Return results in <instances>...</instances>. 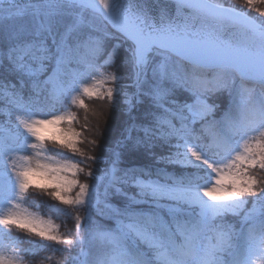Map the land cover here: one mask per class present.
I'll list each match as a JSON object with an SVG mask.
<instances>
[{"label":"snow or ice","instance_id":"snow-or-ice-1","mask_svg":"<svg viewBox=\"0 0 264 264\" xmlns=\"http://www.w3.org/2000/svg\"><path fill=\"white\" fill-rule=\"evenodd\" d=\"M46 62L54 67L41 79ZM0 88V264L45 251L20 247L14 231L51 242L56 264L264 256V0H175L174 13L165 0H0ZM85 97L113 109L122 100L127 116L102 176L80 146L87 117L80 124L71 110L87 111ZM49 146L81 159L47 155ZM140 150L164 167H120ZM129 181L136 196L122 187ZM33 189L67 206L50 208L65 231L25 207ZM149 202L170 220L137 207Z\"/></svg>","mask_w":264,"mask_h":264},{"label":"trees","instance_id":"trees-1","mask_svg":"<svg viewBox=\"0 0 264 264\" xmlns=\"http://www.w3.org/2000/svg\"><path fill=\"white\" fill-rule=\"evenodd\" d=\"M236 3H240V0H236ZM49 44H51V40H49ZM47 63V71L41 79L45 78L47 74L52 71L54 64ZM107 71H115L114 68L107 69ZM128 84V81L125 80V85ZM180 100L187 99L185 94H181L179 96ZM85 102L89 105V109L85 111L84 109L77 108L75 106L71 107L72 111L77 113L80 124L85 123V117H87L88 129L84 132V137L86 138L85 142L80 146L83 148L88 155L97 156L98 159L95 163L92 161H87V164L92 167L95 176H102L106 170V165L109 160V152L110 148L115 147V142L117 139L121 138V133L125 128V121L127 120V116L125 111L123 110V101L121 100V105L118 109H113L108 105L106 101L101 102L95 98L89 99L85 97ZM8 108V101L6 96L4 95V89L0 88V122H2L6 118V109ZM79 127V124L77 125ZM135 135V133H134ZM96 140L97 144L92 145L87 141ZM51 148V146H49ZM157 155L162 154L159 149L156 150ZM47 155H54L57 158H66L71 159L75 158L77 160L81 159L80 157H73L71 153L66 150L59 148H51V151L46 153ZM164 167L162 164H155L154 160L145 154L142 150L128 153L122 157V163L120 165L121 168H131V167ZM169 172H172L173 169L171 167L168 168ZM81 181L87 180L89 183H94L95 181L91 178H88L84 175H81ZM141 179H147V177H141ZM155 179V177H153ZM124 191H126L131 196L137 195V188L132 185V182L129 181L127 185H122ZM103 189H101L102 191ZM126 198L123 196H113L110 200V203L116 206H123ZM162 204H166L167 202L162 201ZM25 207H28L30 211L39 213L44 215L46 218L51 216L53 220L62 224L61 232L65 231L63 227V223L65 221V217L63 214L57 216V214L53 213L50 208L51 207H60L61 209L67 208V206L60 205L58 201L53 200L51 197L47 195L45 192H41L39 190L33 189L27 200V204ZM102 207V205H101ZM138 208H142L145 210H156L161 213L165 217V219L170 220V217L167 214L166 207L157 208L155 204L152 203H141L137 205ZM250 207V205H249ZM95 215V214H94ZM98 220H101L103 224L112 225L113 222L107 220L102 217H95ZM225 222L233 223V218L231 216L225 218ZM74 214L73 217L67 219V228L74 229ZM0 231H3L0 229ZM13 237L16 241L19 242L20 247L28 249V248H36L39 244L43 243L45 245V251L43 253H39L37 255L27 256L26 259L31 262V264H39L40 260L43 256L47 255L52 257V259L48 262V264H56V259L62 253L53 254V248L51 242L40 241L39 237L30 236L27 233L14 231ZM239 242V241H238ZM9 247H14L15 244L12 242V238H9L8 241ZM243 248V243H242ZM64 247V246H61ZM23 255V253H21ZM249 264L256 263L259 259L264 262V256H261L260 253L255 252L252 253L249 257Z\"/></svg>","mask_w":264,"mask_h":264},{"label":"water","instance_id":"water-1","mask_svg":"<svg viewBox=\"0 0 264 264\" xmlns=\"http://www.w3.org/2000/svg\"><path fill=\"white\" fill-rule=\"evenodd\" d=\"M26 2H27V0H21V4L26 3ZM165 2L168 3L171 11L174 13L175 12V0H165Z\"/></svg>","mask_w":264,"mask_h":264},{"label":"rangeland","instance_id":"rangeland-1","mask_svg":"<svg viewBox=\"0 0 264 264\" xmlns=\"http://www.w3.org/2000/svg\"><path fill=\"white\" fill-rule=\"evenodd\" d=\"M87 82L91 83V80H88ZM49 133L46 131L45 132V135L47 136ZM110 167V161L108 162V164L106 165V169ZM253 264H256V263H253Z\"/></svg>","mask_w":264,"mask_h":264},{"label":"clouds","instance_id":"clouds-1","mask_svg":"<svg viewBox=\"0 0 264 264\" xmlns=\"http://www.w3.org/2000/svg\"><path fill=\"white\" fill-rule=\"evenodd\" d=\"M258 91H259V89H258Z\"/></svg>","mask_w":264,"mask_h":264}]
</instances>
